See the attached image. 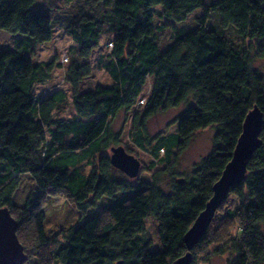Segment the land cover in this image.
<instances>
[{
  "label": "trees",
  "instance_id": "obj_1",
  "mask_svg": "<svg viewBox=\"0 0 264 264\" xmlns=\"http://www.w3.org/2000/svg\"><path fill=\"white\" fill-rule=\"evenodd\" d=\"M36 1L0 0V30L21 35L12 48H0V208L6 207L17 222L25 261L28 249L40 251L49 243L42 209L47 196L62 195L84 213L102 197L140 187L114 168L107 155L97 154L120 145L121 130L113 132L111 121L118 112L133 109L150 77L144 105L131 118L129 140L165 167L153 173L147 188L106 203L104 217L68 229L51 261L172 264L183 256L184 234L211 197L246 114L257 106L263 115L260 145L246 162L243 180L228 189L238 206L225 211L216 230L210 223L189 250V264L215 242L221 244L214 253L230 254L226 264H264V75L251 68L240 43L206 25L215 12L221 27L232 26L240 40L256 42V55L264 59V0H105L102 10L79 9L66 20L36 8ZM197 9L196 26H173L172 42L159 48L155 19L181 22ZM55 21L75 43L70 60L66 54V61L61 58L71 91L68 119L57 117L67 102L65 89L34 93L35 85L48 82L53 63L34 62L32 54L37 44L52 38ZM106 34L111 41L103 68L112 83L81 90V81L92 71L91 55ZM189 96L193 102L173 121L176 131L149 137L148 118ZM207 127L213 128L209 153L189 172H176L177 154L194 132ZM161 150L164 157H159ZM24 173L31 175L35 188L20 207L12 196ZM162 173L170 177L167 191L158 181ZM147 217L156 222L161 251H150L151 241L142 236Z\"/></svg>",
  "mask_w": 264,
  "mask_h": 264
},
{
  "label": "rangeland",
  "instance_id": "obj_2",
  "mask_svg": "<svg viewBox=\"0 0 264 264\" xmlns=\"http://www.w3.org/2000/svg\"><path fill=\"white\" fill-rule=\"evenodd\" d=\"M105 0H99L95 4L93 0H37L36 8L49 9L54 18L58 20L63 17L64 20L70 18L75 13L79 12V9H87L91 7L92 11H100L103 9ZM201 13L200 9H197L190 13L187 18L181 22H171L167 19H155V38L157 39L159 48L163 49L172 42V27H185L193 28L196 26V17ZM55 18V19H56ZM207 26L215 28L225 37L238 42L249 53L251 58V68L262 75H264V59L256 55L257 43L252 42L249 39L240 40L235 29L232 26L221 27L219 18L215 12H212L208 17ZM173 27V28H174ZM21 37L20 34H13L5 30H0V48H12L13 41L16 38ZM111 41V35L106 34L100 38L98 47L91 55L92 71L88 77H85L80 84V89L85 90L92 88L96 84H102L109 86L112 80L103 68L104 63L108 61V43ZM75 43L72 41L70 35L65 29L55 21L53 27L52 38L49 41H45L37 44L34 48L32 57L34 62L48 61L53 63V70L50 74L48 82L44 84H37L34 87V93L37 96H44L47 93L62 88L67 91V102L63 105L62 111L57 117L62 119H68L72 117L73 111L70 105V87L65 77L66 63L61 61V55L66 54L70 60V55L73 52ZM101 57L100 62L97 59ZM152 80L147 78L144 85L143 94L139 97L136 105L127 113L123 111L118 114L111 121V129L113 132L121 130L120 145L123 146L126 152L135 156L140 162V169L134 180L138 182L140 187L137 190H130L125 193L119 192L112 198L102 197L97 202L96 206L87 209L82 213L76 205L68 201L62 195L47 196L42 206L45 214L44 230L47 238L49 239L48 245L40 251L27 250L29 256L27 261L23 264H53L50 259L51 252L58 248V245L63 241V235L66 231L78 224L87 221L96 216L104 217V206L106 203L115 200L120 196H130L136 193L138 190L147 188L153 180V173L160 171L166 165V163H160L158 159L154 158L149 153H146L139 149L133 142L129 140V130L131 129V118L134 112L140 110L144 103H141L143 95L148 93L151 89ZM193 102L192 97H188L186 101L179 104L176 107L169 108L164 111H159L148 118L146 121V130L149 137L154 135H167L176 131V123L173 121L181 114L187 103ZM213 128L207 127L205 129L198 130L192 134L189 139L187 147L177 154L175 159V171L178 173L189 172L194 164L198 163L203 157H205L212 144ZM172 152L171 155H174ZM102 154L108 157L111 154L110 148L105 149L97 154V158ZM165 153L161 150L159 157H164ZM153 163V166H151ZM90 166L85 165L84 171L88 172ZM133 179V178H131ZM170 177L168 173H162L158 175V181L160 186L168 190V182ZM35 188V182L30 174L24 173L19 175V185L15 190L12 201L17 206H23L26 197ZM238 198L232 194L227 195L225 202H222L219 210L215 212V215L211 221V226L216 230L222 223L224 213L228 209H235L238 206ZM142 236L151 241L148 249L150 251H161L164 247L159 243L156 237V222L150 217L146 218L145 229ZM220 242H215L210 245L204 251H200L195 264H226L227 259L230 257L229 252L214 253L213 250L220 246ZM202 252V253H201ZM206 259V261H205Z\"/></svg>",
  "mask_w": 264,
  "mask_h": 264
},
{
  "label": "water",
  "instance_id": "obj_3",
  "mask_svg": "<svg viewBox=\"0 0 264 264\" xmlns=\"http://www.w3.org/2000/svg\"><path fill=\"white\" fill-rule=\"evenodd\" d=\"M263 124V115L257 106L246 114L241 133L237 139L230 160L223 168L219 178L212 186V194L204 208L194 219L184 234L183 240L187 252L172 264H189V250L198 243L210 225L218 207L225 200L232 184L243 180L246 162L260 145L259 134ZM110 164L129 178H134L139 172L140 162L132 154L126 152L123 146L110 148ZM17 222L6 207L0 208V264H22L26 255L16 234Z\"/></svg>",
  "mask_w": 264,
  "mask_h": 264
},
{
  "label": "built area",
  "instance_id": "obj_4",
  "mask_svg": "<svg viewBox=\"0 0 264 264\" xmlns=\"http://www.w3.org/2000/svg\"><path fill=\"white\" fill-rule=\"evenodd\" d=\"M110 46H111V45H110ZM61 58L63 59V61H66V60H67V57H66L65 54H62ZM145 100H146V96L144 95V96L142 97V99L140 100V102H141V103H144Z\"/></svg>",
  "mask_w": 264,
  "mask_h": 264
}]
</instances>
